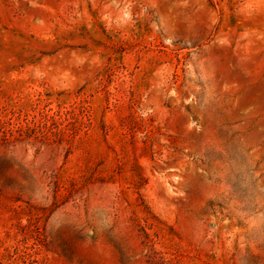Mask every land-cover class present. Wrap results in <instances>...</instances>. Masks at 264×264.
<instances>
[{"label":"rangeland","instance_id":"1","mask_svg":"<svg viewBox=\"0 0 264 264\" xmlns=\"http://www.w3.org/2000/svg\"><path fill=\"white\" fill-rule=\"evenodd\" d=\"M0 264H264V0H0Z\"/></svg>","mask_w":264,"mask_h":264},{"label":"trees","instance_id":"2","mask_svg":"<svg viewBox=\"0 0 264 264\" xmlns=\"http://www.w3.org/2000/svg\"><path fill=\"white\" fill-rule=\"evenodd\" d=\"M5 140H7V139H5Z\"/></svg>","mask_w":264,"mask_h":264}]
</instances>
